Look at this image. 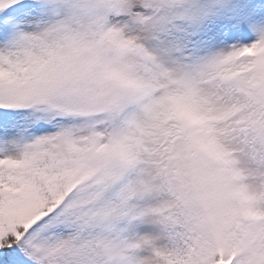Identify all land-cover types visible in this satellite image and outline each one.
<instances>
[{"label":"snow or ice","instance_id":"obj_1","mask_svg":"<svg viewBox=\"0 0 264 264\" xmlns=\"http://www.w3.org/2000/svg\"><path fill=\"white\" fill-rule=\"evenodd\" d=\"M0 264H264V0H0Z\"/></svg>","mask_w":264,"mask_h":264}]
</instances>
